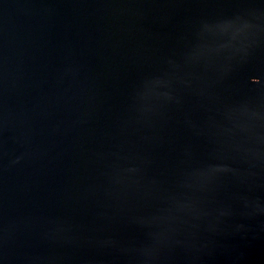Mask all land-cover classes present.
Listing matches in <instances>:
<instances>
[{"label":"water","instance_id":"water-1","mask_svg":"<svg viewBox=\"0 0 264 264\" xmlns=\"http://www.w3.org/2000/svg\"><path fill=\"white\" fill-rule=\"evenodd\" d=\"M0 264H264V0H0Z\"/></svg>","mask_w":264,"mask_h":264}]
</instances>
